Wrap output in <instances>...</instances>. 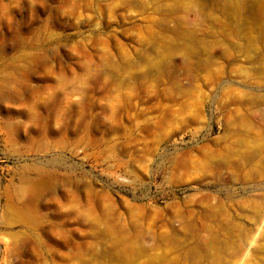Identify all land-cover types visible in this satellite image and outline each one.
I'll list each match as a JSON object with an SVG mask.
<instances>
[{"label":"rangeland","instance_id":"374dc122","mask_svg":"<svg viewBox=\"0 0 264 264\" xmlns=\"http://www.w3.org/2000/svg\"><path fill=\"white\" fill-rule=\"evenodd\" d=\"M0 264H264V0H0Z\"/></svg>","mask_w":264,"mask_h":264}]
</instances>
